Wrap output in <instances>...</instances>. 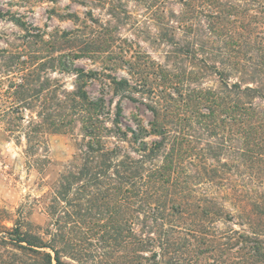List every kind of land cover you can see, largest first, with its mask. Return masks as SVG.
Segmentation results:
<instances>
[{
    "label": "trees",
    "instance_id": "trees-1",
    "mask_svg": "<svg viewBox=\"0 0 264 264\" xmlns=\"http://www.w3.org/2000/svg\"><path fill=\"white\" fill-rule=\"evenodd\" d=\"M134 1L151 10L157 40L171 48L165 62L145 50L117 53L114 40L96 36L108 33L103 26L56 34L63 46L46 56L21 61L17 52L19 69H29L21 86L31 112L28 157L78 125L82 139L49 191L45 230L5 227L0 264L32 257L36 264H203L221 246L216 223L233 221L208 192L223 184L224 156L253 172L264 165V9L255 10V0ZM168 2L180 7L171 18ZM11 21L31 46L51 44L41 28ZM82 58L101 68L75 66ZM54 74L74 77L71 89ZM125 101L143 114L128 116ZM227 239L231 248L234 238Z\"/></svg>",
    "mask_w": 264,
    "mask_h": 264
},
{
    "label": "rangeland",
    "instance_id": "rangeland-1",
    "mask_svg": "<svg viewBox=\"0 0 264 264\" xmlns=\"http://www.w3.org/2000/svg\"><path fill=\"white\" fill-rule=\"evenodd\" d=\"M254 2L255 10L264 9V0ZM243 4L246 5L244 2ZM165 7L168 8L166 15L169 18L172 11L180 10L175 3L168 2ZM0 12L7 14L6 18L0 19L1 237L5 227L13 228L16 224H22L33 232L45 230L47 215L43 206L47 202L49 191L61 181L82 139L78 125L71 133L50 135L48 145L39 156L28 157L24 133L28 128L31 112L24 108L28 106L29 100L24 92L25 88L22 89L21 86L25 85L22 78L29 69H19L17 52L25 54L21 61H28L26 55L31 53L46 56L47 51L63 46L56 44V34L65 31L76 33L78 29L90 33L86 27L99 30V26L107 28L108 33H104L103 37L96 36L103 40H114L113 50L117 53L128 51L129 58L145 50L155 59L165 62L171 48L157 40L159 31L151 10L134 0H87L86 3L82 0H0ZM91 12L98 25L90 19ZM71 14H77L79 20L68 19ZM259 15L264 18V14ZM12 16L21 17L29 25L41 28L47 34L46 42L51 44L31 46L28 43L31 38L12 23ZM129 44H132L131 49ZM74 64L87 71L101 68L100 64H95L88 58L75 60ZM170 66L173 69L174 63H170ZM120 74L126 75L122 71ZM53 78L66 82L70 89L74 82V77L70 75L54 74ZM201 83L206 86L216 85L206 80ZM88 90L95 97L100 88L93 83ZM258 103L264 107V101ZM125 108L128 116L143 114V109L138 108V105L128 104L127 101ZM144 118L148 119L145 115ZM235 159L230 155L224 156L222 164L226 163L228 166L221 170L223 184L207 186L208 192L226 205L228 212L233 215V221L222 220L216 223L218 233L222 234L219 243L221 246L203 264H264V165L254 166L253 172L239 167ZM228 237L234 238L231 248L225 246L229 242ZM32 258L25 262L36 264L33 260L38 258Z\"/></svg>",
    "mask_w": 264,
    "mask_h": 264
}]
</instances>
